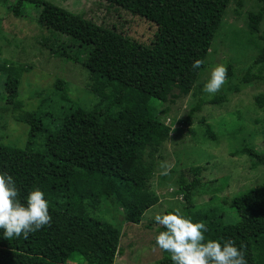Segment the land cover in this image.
Wrapping results in <instances>:
<instances>
[{
  "label": "trees",
  "instance_id": "obj_1",
  "mask_svg": "<svg viewBox=\"0 0 264 264\" xmlns=\"http://www.w3.org/2000/svg\"><path fill=\"white\" fill-rule=\"evenodd\" d=\"M8 1L7 9L14 16H21L30 5L38 9L39 24L71 39L70 50L62 46L50 50L56 59L80 64L97 79L115 86L102 107L87 110L71 106L60 123L51 127L35 112L23 109L17 87L5 85L2 99L8 106L0 108L1 114L10 111L12 119L28 129L22 146L0 143V173L12 176L21 200L32 190L42 191L52 224L26 239L12 238L13 248L0 246V264H114L121 228L94 218L91 212L104 203L121 213L125 223H140L145 203L154 195L147 190L154 173L153 157L170 133L151 104L192 92L200 71L206 68L230 0H103L154 24L156 32L148 45L46 0ZM257 1L261 6L256 13L247 14V22L258 33L264 0ZM258 39L261 48L251 69L259 68V73L252 75L248 70L243 78L248 83H263L262 92L254 99L257 109H263L264 35ZM77 47L80 50L74 51ZM196 59L203 64L193 69ZM28 71L19 63L0 60V86L5 78L20 79ZM232 75L228 65L227 78ZM54 87L65 99L66 81L58 79ZM224 100L220 96L212 103ZM201 106L199 103L189 111L183 120L186 126H191V118ZM204 126L214 140L209 124ZM233 154L264 164V151L245 143ZM179 182L185 218L192 222L207 218V238L221 243L231 239L238 249L244 246L247 264H264V183L224 200L235 218L226 224L216 210L192 215L199 178L195 176L191 182L180 178Z\"/></svg>",
  "mask_w": 264,
  "mask_h": 264
},
{
  "label": "rangeland",
  "instance_id": "obj_2",
  "mask_svg": "<svg viewBox=\"0 0 264 264\" xmlns=\"http://www.w3.org/2000/svg\"><path fill=\"white\" fill-rule=\"evenodd\" d=\"M46 1L97 25L113 27L144 45L151 43L156 32L154 24L103 0ZM238 1L230 0L212 41L206 68L200 71L192 92L186 97H171L166 103L151 104L156 109V117L170 128V133L154 154V173L147 188L154 195L146 201L140 223H125L121 213L104 203L91 212L94 218L121 228L114 264H171L170 254L154 247V237L166 230L156 225L154 217L177 210L185 217L186 203L180 178L187 182L195 176L200 179L191 204L192 215L196 217L216 210L214 212L226 224L233 223L235 218L224 200L230 201L239 193L264 183V164L259 165L246 155L233 154L244 143L264 151V108L257 109L254 104L263 83L258 80L248 83L243 78L248 70L252 75L259 73V68L251 69V65L261 48L258 37L264 35V16L259 32H254L248 25L247 14L256 13L261 4L257 0H240V6H236ZM24 12L19 17L14 16L7 9V0H0V60L19 63L29 70L20 79L7 77L2 81L0 108L8 106L2 99L5 85L17 87L23 109L35 112L51 127L60 123L61 116L71 106L93 110L105 105L115 85L97 79L80 64L56 59L50 50L61 46L70 50L71 39L39 24L36 21L38 9L26 5ZM77 50L80 49H74ZM217 64L226 68L230 65L233 75L226 78L219 92L209 95L202 89ZM58 79L67 83L65 99L56 93L54 84ZM97 90L101 93H95ZM220 96L225 98L223 102L212 103ZM199 103H202L200 111L191 118V126H186L183 120ZM1 110L0 143L22 146L27 126L14 121L10 111L1 114ZM202 121L209 124L214 140L207 136ZM166 168L168 174L164 175ZM207 221V218L202 220ZM0 246H14L13 239L3 237V230H0Z\"/></svg>",
  "mask_w": 264,
  "mask_h": 264
},
{
  "label": "clouds",
  "instance_id": "obj_3",
  "mask_svg": "<svg viewBox=\"0 0 264 264\" xmlns=\"http://www.w3.org/2000/svg\"><path fill=\"white\" fill-rule=\"evenodd\" d=\"M203 61L196 59L193 69H198ZM227 68L217 64L210 71L209 79L202 91L214 95L221 90L226 82ZM168 170L162 173L168 174ZM156 225L163 227L154 237L155 248L170 254L172 264H247L244 246L238 249L231 239L221 243L206 239L204 233L207 226L204 222H192L177 210L167 214H156ZM52 217L49 214V204L44 193L39 189L28 192L20 199L12 176L0 173V230L5 239H25L45 226H51Z\"/></svg>",
  "mask_w": 264,
  "mask_h": 264
}]
</instances>
